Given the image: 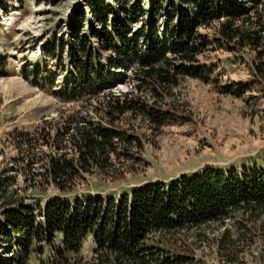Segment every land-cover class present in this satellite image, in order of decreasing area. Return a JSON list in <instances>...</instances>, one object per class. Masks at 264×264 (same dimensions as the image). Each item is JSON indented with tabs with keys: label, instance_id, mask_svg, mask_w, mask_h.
I'll return each mask as SVG.
<instances>
[{
	"label": "rangeland",
	"instance_id": "1",
	"mask_svg": "<svg viewBox=\"0 0 264 264\" xmlns=\"http://www.w3.org/2000/svg\"><path fill=\"white\" fill-rule=\"evenodd\" d=\"M131 2L146 7L145 1ZM94 3L105 8L110 19L121 17L114 0ZM88 4L89 0H0V6H5L4 11L0 9V175L9 177L3 186L9 199L6 202L12 207L32 208L38 221L44 203L54 197L65 201L86 195L118 198L147 182L172 179L204 167L264 168V78L256 69L259 64L264 70V59L255 50L216 37L214 28L199 26L197 32L208 37L207 47L197 55L203 79L181 75L172 88L157 85L161 95L154 100L147 87L140 93L135 90L141 83L135 75L136 64L114 56L99 43L101 37L91 35V30L102 26ZM161 5L156 16L126 20L127 36L136 34L141 51L147 45L150 26L160 35L170 28L173 14L168 0H161ZM79 8L86 17L74 29L73 13ZM216 24L214 21L213 27ZM81 48L95 50L99 64L113 74L108 89L90 100L78 97L65 84L72 77L74 52L83 54ZM232 82H243L249 88L236 95L234 88H226ZM107 96L121 100L140 96L166 116L155 128L139 112L114 111L111 115L104 104ZM79 117L133 139L129 144L117 141L123 151L114 160L112 171L83 173L61 192L36 172L50 155L74 156L65 132ZM232 220H225L219 229L214 226L204 242L195 240L192 232L173 238L153 234L149 241L190 256L192 264H264V216L248 224L251 239L240 238L233 241L229 253L218 252L215 238L224 227L231 228ZM233 236L237 237L236 231ZM17 239L11 236L0 242V264H64L65 260L87 264L92 260L90 237L74 254L63 251L60 235L47 243L40 234L27 245L24 256L17 249ZM183 239L185 244H180Z\"/></svg>",
	"mask_w": 264,
	"mask_h": 264
},
{
	"label": "trees",
	"instance_id": "2",
	"mask_svg": "<svg viewBox=\"0 0 264 264\" xmlns=\"http://www.w3.org/2000/svg\"><path fill=\"white\" fill-rule=\"evenodd\" d=\"M94 1L89 0L88 6L95 11L102 28L91 30V35L101 37L99 43L108 47L114 56L136 64L135 75L141 83L135 90L140 93L147 87L154 100L161 95L156 90L157 85L172 88L181 75L202 78L197 55L207 47L208 37L197 32L199 26L214 28L216 37L253 49L264 59V0H168L173 14L169 18L170 28L160 35L150 26L144 51L138 48L136 34L127 36L126 20L158 15L161 0H142L146 7L131 0H114L121 17L116 15L111 19L107 10L96 6ZM0 9L4 11L5 6L1 5ZM73 14L71 26L76 29L86 14L82 8L75 9ZM81 49L83 54L79 50L74 52L72 77L65 84L78 97L86 96L90 100L101 90L108 89L113 74L99 64L95 50ZM256 67L264 78L262 65ZM226 88L228 91L234 88L233 93L241 95L249 86L232 82ZM104 104L111 109V115L114 111L119 114L139 112L155 128L166 116L140 96L122 100L107 96ZM58 132L59 129L56 134ZM65 133L74 156L50 155L41 165V171L36 172L61 192L68 190L83 173L112 171L114 160H118L123 151L122 146L118 149L117 141L129 144L133 139L82 117L72 127H66ZM8 178L0 175V242L17 236L15 243L23 256L27 245L38 235H43L50 243L58 234L63 251L74 254L80 252L86 238L92 239L93 256L87 264H192L190 256L150 242L152 235L173 238L192 232L195 240L204 242L214 226L219 229L225 220L233 219L231 228L224 227L215 238L218 252L229 253L233 241L252 238L248 224L264 216V168L256 166L242 170L204 167L172 179L147 182L118 198L91 195L72 201L50 198L39 211L41 219L38 221L34 220L32 208L12 207L6 202L9 199L4 196L3 186ZM235 231L237 237L233 236ZM184 242L183 239L180 244ZM64 264H68L66 260ZM74 264L81 263L75 261Z\"/></svg>",
	"mask_w": 264,
	"mask_h": 264
},
{
	"label": "bare ground",
	"instance_id": "3",
	"mask_svg": "<svg viewBox=\"0 0 264 264\" xmlns=\"http://www.w3.org/2000/svg\"><path fill=\"white\" fill-rule=\"evenodd\" d=\"M37 18V17H36ZM8 21H12V18H7Z\"/></svg>",
	"mask_w": 264,
	"mask_h": 264
}]
</instances>
